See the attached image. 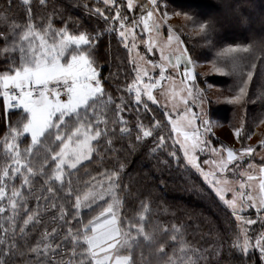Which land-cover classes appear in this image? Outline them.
Wrapping results in <instances>:
<instances>
[{
    "label": "snow or ice",
    "instance_id": "snow-or-ice-1",
    "mask_svg": "<svg viewBox=\"0 0 264 264\" xmlns=\"http://www.w3.org/2000/svg\"><path fill=\"white\" fill-rule=\"evenodd\" d=\"M21 3L25 6L22 21L9 15L13 11L12 0L0 3V25L6 27L0 31V264H264V158L258 166V199L245 191L252 185L243 180L238 182L239 191L230 187L227 178L215 181L222 185L215 190L230 209L235 226L230 221L221 232L209 223L199 244L185 238L183 225L146 228L151 201L141 198L144 193L136 190L138 182L119 162L125 145L117 147V140L127 138L130 151L151 138L153 146L149 151L167 157L158 158L159 164L168 168L170 159H175L180 165L175 149L167 151L171 135L166 137L163 130L170 124L171 132L180 134L182 121L165 112V124L152 113L148 103H157L153 89L165 79L164 67H160V78L156 79L130 58L131 73L135 75L130 83L121 85L116 83L120 74L127 78L131 73L119 57L111 56L110 48L103 56L100 53L105 33H116L124 48H129L131 37L135 48L137 27L142 25L143 31L158 32L160 21L169 16L161 7V0H93L91 5L83 0L85 17L102 20L103 28L73 17L70 5L62 0H39L45 8L44 15L32 11L30 0ZM184 16L195 20L188 13ZM196 26L202 37L210 41L215 31L213 21L205 20ZM176 39L183 43L178 36ZM146 43L151 48L154 41ZM257 43L264 52V36L254 39L251 45L230 44L223 51L249 53ZM167 59L170 62L171 58ZM186 59L191 63L190 57ZM112 60L116 61L115 67ZM260 62L264 64V60ZM106 63L109 72L104 75L102 68ZM179 63L177 57L173 67ZM256 70L255 62L232 65L229 73L237 77L238 83L234 85L236 94L229 99L242 106L252 105L254 111L258 106L253 123H264V85L258 92L249 93ZM185 73H189L187 68ZM187 94L193 96L192 90L188 89ZM199 100L202 105L203 98ZM184 103L185 112H192L187 99ZM205 117L207 113L196 116L199 126L191 134L184 131L183 140H173V145L179 143L187 165L208 180L215 173L204 172L196 155L211 144L206 134L212 132V122ZM233 135L237 140L251 139L246 119L233 128ZM257 148L264 149V140L255 148L242 145L239 150L212 146L210 152L216 158L203 163H211L216 173L234 171L251 182L256 177L248 171L240 172V161ZM93 160L102 170L83 182V190L76 174L83 162ZM110 160L115 163L108 167ZM253 167L249 162L248 168ZM225 191L233 193L232 199H225ZM31 200L35 203L30 207ZM129 207L133 208L132 215L127 213ZM246 208L255 210V218L243 215ZM49 212L56 226L51 232L45 226L35 243H30L32 232L42 223V214ZM85 212L95 214L85 220Z\"/></svg>",
    "mask_w": 264,
    "mask_h": 264
},
{
    "label": "trees",
    "instance_id": "trees-1",
    "mask_svg": "<svg viewBox=\"0 0 264 264\" xmlns=\"http://www.w3.org/2000/svg\"><path fill=\"white\" fill-rule=\"evenodd\" d=\"M2 2L3 0H0V3ZM62 2L70 5L69 10L73 17L81 18L85 22L97 23L101 28L104 27L102 20L97 21L95 18L85 17L82 8L83 0H62ZM12 3L13 11L9 15L22 21L25 18V6L21 0H12ZM30 3L34 13L45 14V8L39 5V0H30ZM88 3L91 5L93 0H88ZM165 3L167 4L166 8L164 7ZM99 6L103 7L102 4ZM161 7L176 18V28L191 60L203 66L202 71L196 72V78L200 87H203L207 94L210 93L212 96L207 100L208 118L213 123L224 125L230 130L238 127L246 119L247 129L251 131V139L259 137L264 132V123H253L258 106L257 111H254L252 105L242 106L229 99L236 94L234 85L238 83L237 77L231 75L229 69L234 63L244 65L255 62L257 70L253 75V83L249 85V93L258 92L260 86L264 85V64L260 62L264 60V52L260 50L258 43L249 53L223 50L230 44L251 45L254 39L258 40L260 36H264V0H161ZM175 13H180V15H175ZM184 13L193 16L195 20L186 19ZM205 20L213 21L215 27L210 41L202 37L196 26L197 23ZM57 24L59 26L58 21ZM4 30L6 27L0 25V31ZM2 43L3 41H0V44ZM128 43L130 44V41ZM109 48L111 56L119 57L123 61L125 70L131 73L133 65L129 63V59H133V56L132 52H129L130 45L129 48H124L116 33H105L100 45L101 55L103 56ZM104 58L110 59L109 57ZM111 62L115 67L116 61L112 60ZM217 69H223V71H217ZM102 72L104 75L108 74L109 65L107 63L104 64ZM134 75L131 73L126 78L121 73L116 83L121 85L130 83ZM110 90L116 94L114 88ZM148 103L152 113L167 124V117L164 116V113L168 112L166 108L158 102L153 104L148 101ZM124 115L133 121V117L127 113ZM163 131L166 137L171 135V139L167 140V151L175 149L177 157L180 159L179 167L175 159H170L168 168L158 163V158L165 159L167 157L163 153L153 155L149 151L153 146L151 138L137 144L135 149L130 151L127 149V138L116 142L117 147L121 143L125 145V150L119 153V162L125 165L127 174L138 182L136 190L144 193L141 198L151 201V213L147 217L146 228L151 230L157 225L161 227L167 225L171 228L173 223L178 226L183 225V230L186 232L185 238L193 244H199L202 243L201 235L208 231L207 224L209 223L219 228L221 232L229 226L230 221L234 227L235 218L231 216L230 209L219 199L215 188L208 180L204 179L199 171L187 165L178 144L173 145L174 133L171 132V125L167 124ZM132 139L134 141L135 131H133ZM251 139L244 138L240 142L245 145ZM214 142L219 144L217 140ZM83 163L84 166L80 168L76 176L80 177L79 187L86 190L83 182L88 181L90 176L95 177L96 173L102 169L95 160L92 163L87 161ZM113 163L115 161L110 160L107 166L111 167ZM85 172L88 175H85ZM73 186L77 187L76 177H73ZM34 203L35 201L31 200L30 207ZM127 213L132 215L133 208L129 207ZM252 213H254L252 217L255 218V211ZM89 214L88 212L84 213L85 220L91 217ZM50 215V212L42 214V223L37 225L36 231L32 232L30 243H35L45 226L49 232L52 227L56 226L51 222ZM73 224H75L74 221ZM169 243L171 242L169 241Z\"/></svg>",
    "mask_w": 264,
    "mask_h": 264
},
{
    "label": "rangeland",
    "instance_id": "rangeland-1",
    "mask_svg": "<svg viewBox=\"0 0 264 264\" xmlns=\"http://www.w3.org/2000/svg\"><path fill=\"white\" fill-rule=\"evenodd\" d=\"M176 21V18L169 15L166 21H160L158 32L156 30H153L152 32L143 31V26L141 25L139 26L140 29L136 28L135 48H132L131 37L128 39V42L130 41V44H128L130 45L133 59H135L141 64L142 67H145L148 70L150 77L159 79L160 67H164L165 79L160 80V83L157 85V87L153 89V95L156 97L157 102L165 107L168 113H170L172 119L182 121L184 125L182 132L180 134L174 133V140L179 139L182 141V133L184 131H187L191 134L192 131L199 126L200 120L196 119V116H203L204 113H207V100L212 96L210 93L207 94V91H205L203 87H200L197 82L196 72L202 71L203 66L194 63L192 60L191 63L187 62L186 57L189 55H187V53L184 51V44L179 43V41L176 39L178 36L180 40H182L176 28ZM169 29H171V32H169ZM169 35L173 37L172 40H169ZM147 41H154V43L151 44V48H149L148 43H146ZM168 57L171 58L170 62L167 59ZM177 57L180 58V63L177 67H173V65L177 64ZM148 61H152L153 63L150 64ZM185 68L189 70L187 76L185 73ZM191 77H195V79H192ZM145 80L147 81V78H145ZM188 89L192 90L193 96H188ZM201 97L204 101L202 105L200 104L199 100ZM185 99L188 101L187 107L192 109V112L190 113L185 112ZM173 105H175V107H173ZM193 113L195 116H193ZM205 118H208V116ZM190 120L192 121L191 124L188 123ZM200 131L202 132L203 129L201 128ZM206 135L211 140V144L203 152H197L196 155L198 162L200 163V167L204 170V172L215 173L214 175H209L208 177V181H212V187L215 189L216 187H222V185H216L215 181L217 179L222 180L227 178L231 182L230 187H234L237 189V191H239L238 182L243 180L246 185L249 183L252 185L251 189L246 187L245 191H250L251 194L258 199L260 195L258 190L260 178L258 166L261 163L262 158H264V149L257 148V151L250 157L246 155L244 156L243 160L240 161L242 167L239 168V171H248L250 174L256 177L254 181L249 182L247 181L246 176L241 177L234 171H228L223 174L216 173L211 163H203L205 159L211 161L212 159L216 158V155L210 152V148L212 146L219 148L220 145H224L226 147H232L236 150L241 148L242 144L240 140H237L234 137L233 130L226 128L224 125L212 122V132ZM214 140H217V142L219 141V144H216ZM261 140H264V132H262L259 137H253L251 141L247 142L244 146H252L255 148L258 146ZM177 144L180 147L179 143ZM181 153L183 155L182 150ZM249 162L254 165V167L251 169L248 168ZM189 166L192 167L191 165ZM193 168L196 169L195 167ZM223 195L225 199H232L233 193L231 191H225ZM97 211H99V209H97ZM253 211L255 210L246 208L243 215L246 217H252L254 214L252 213ZM94 214L95 212L89 214V216Z\"/></svg>",
    "mask_w": 264,
    "mask_h": 264
},
{
    "label": "crops",
    "instance_id": "crops-1",
    "mask_svg": "<svg viewBox=\"0 0 264 264\" xmlns=\"http://www.w3.org/2000/svg\"><path fill=\"white\" fill-rule=\"evenodd\" d=\"M187 53V52H186ZM187 55H188V53H187ZM189 57V56H188Z\"/></svg>",
    "mask_w": 264,
    "mask_h": 264
}]
</instances>
